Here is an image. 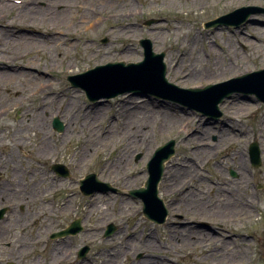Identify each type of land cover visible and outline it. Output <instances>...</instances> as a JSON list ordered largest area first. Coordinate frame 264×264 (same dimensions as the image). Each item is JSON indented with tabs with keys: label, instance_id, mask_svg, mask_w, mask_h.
Returning <instances> with one entry per match:
<instances>
[{
	"label": "rangeland",
	"instance_id": "1",
	"mask_svg": "<svg viewBox=\"0 0 264 264\" xmlns=\"http://www.w3.org/2000/svg\"><path fill=\"white\" fill-rule=\"evenodd\" d=\"M47 1L54 0H40L39 4L43 5ZM71 1L59 0V3L68 4ZM179 1L184 3L186 0H176ZM237 10H241L238 12L241 15L242 12L250 13L246 23L240 21L235 26L221 23L216 28L204 26L211 20ZM75 14V19H72ZM2 15L0 28H4L1 26L4 19L12 21L15 27L8 30L11 38H17L5 40L0 34V68L8 72L7 67L11 64L15 68L31 62V68H41L44 76L53 79V90H61L68 95L78 93L80 98L77 104L89 105L92 101L87 98L85 89L73 83L74 78L80 79L87 70L101 64L113 61L127 64L144 60L141 41L146 39L151 41L156 53H165L167 79L179 87L202 88L264 69V63L259 62L260 56L264 54V42L258 41L253 34L255 27L264 28V0H210L207 5L200 7L189 2L178 7L172 6L171 0H141L138 1L136 14L129 18L103 19L94 35L71 38L63 47L50 49L47 48L48 40L32 46L24 44L18 36L27 32L39 38V35L53 32L56 26L62 29L64 25L66 28L71 27L78 23L81 16L79 12L68 10L66 19H51L39 14L38 17L26 18L25 24L18 19V10L8 9ZM126 21L130 22L129 28L136 31L135 35L115 37L110 34L112 29L122 28L121 25ZM240 32L247 40L241 39ZM194 37L198 41H194ZM71 41H74L73 46L70 45ZM215 42L231 47L233 56L238 57V62L244 65L243 68L238 66L243 72H230L216 77L185 76L187 68L195 72L211 69L210 63L214 61L215 55L209 51V45L216 48L223 64L224 53ZM126 46H131L133 54L128 60L124 59ZM50 55L55 56L56 65L46 69L44 65L48 64ZM103 55L108 57L100 61L94 59ZM224 63L226 67L227 61ZM68 66H74V71H67ZM133 74L135 72L130 75ZM5 77L0 73V109L7 103L13 106L8 112L0 114V209L8 207L0 218V264H89V260L101 264L106 260L101 254H107L111 248L118 252L112 264H138L143 258L148 260L151 257H156L160 261L158 264L163 261L169 264H202V259L206 260V264H231L229 261L232 256L228 254L236 256L237 253H243V262L239 264H264V210L256 209L250 219L231 222L225 214L222 217L216 215L220 211L214 207L217 196L215 189L221 179L227 177L237 183L246 176L249 178L248 187L241 189L240 193L243 196L251 195L256 203L264 205V101L251 90L253 82L246 83L245 80L220 89L235 88L219 105L222 114L213 119L190 108L188 98L192 102L199 100L194 94L181 92L186 98L182 104L169 98L127 92L99 99L108 100L106 104L115 103L114 108L100 113L96 122L92 123L86 119V113L75 109H61L57 115L49 116L50 99L44 102V95L39 94L23 102L24 95L20 93L28 91L20 90L16 78L12 79L13 82L10 79L8 85L4 84ZM81 80L88 81L87 77ZM168 92L178 91L170 89ZM10 94L19 96L20 102L25 103V109L33 106V111H30L33 122L30 125L37 124L36 113L41 112L39 108L42 103L47 104L48 120L45 126L40 128L37 124L39 128L31 126L33 129L21 133L20 122L28 124L29 116L20 105L14 106L16 99L11 98ZM239 100H244L247 105L244 110L229 105ZM68 101V96L62 100L63 104ZM135 109L141 112V118L128 126L129 133L124 135V123L129 116H135L132 112ZM146 111L148 114L143 119ZM183 112L193 113L198 119L202 117L203 121L207 118L212 121L206 125L214 128L205 137L211 145L207 151L199 146L198 138L191 140L187 136L190 129H186L185 124L179 125ZM56 117L63 123L61 130L53 126ZM89 117L92 119L93 114ZM229 125L235 127L233 130L228 129L230 140L216 144V128L220 130ZM109 129L113 130L111 139L107 137ZM141 131L145 132L144 137H140ZM45 134L51 137L50 144L39 153ZM171 139L175 140L176 152L166 162L165 171L175 158L187 160L185 166L188 168L182 169V180L186 182L192 179L191 175L195 176L189 182L196 188L203 187V194L210 199L206 207L209 210L192 209L188 206L191 202L176 192V188L167 189L171 183L168 185L165 179L174 171V168L169 167L168 174L164 173L159 184V195L165 202L169 217L165 223L157 224L144 216L143 201L132 197L129 191L144 186L149 177L146 167L148 161L159 145ZM128 142L132 143L128 148L130 163L118 168L115 161L122 157ZM253 142H257L260 148V166L251 163L249 146ZM84 148L89 151L86 159L82 160ZM225 152L235 153V156H229L226 160L228 166L221 164ZM237 157H242V162L245 161L248 167L244 176L237 170ZM55 163L66 165L69 176H59L52 170ZM185 171L192 172L186 177ZM90 173H96L100 181L111 183L121 191L84 195L80 191V180ZM77 218L82 221V231L74 235L52 237L53 232L65 229ZM110 223H114L116 229L106 237ZM22 226L27 227L25 229ZM200 231L215 234L216 237L209 243L195 244L200 235L205 237L199 234ZM60 244L66 245L71 253H68L69 258L63 260L60 256H53ZM85 246H88V251L80 258L79 251ZM223 246L228 247L214 256L210 254V251L214 253Z\"/></svg>",
	"mask_w": 264,
	"mask_h": 264
},
{
	"label": "bare ground",
	"instance_id": "2",
	"mask_svg": "<svg viewBox=\"0 0 264 264\" xmlns=\"http://www.w3.org/2000/svg\"><path fill=\"white\" fill-rule=\"evenodd\" d=\"M39 1L40 0H0V16L8 9L9 11H12L14 9L18 10L17 17L19 20L21 19V21H24L26 18H29V17H38L40 16L39 14L45 17H51V19H54L56 17L66 19L68 15V10H75L76 12H79L81 16H79L78 23L73 25L74 27L71 26V27L66 28V26L64 25L62 29L56 26L53 28L54 30L53 32L47 35H39V38H37V36L30 35L27 32L24 34H20L18 36L19 38H21V41L24 42V44L26 45L32 44V46L37 44V42L38 44H40L48 40L47 42L48 49L55 48V47H61V46L63 47L66 41H68L71 38L75 39L81 35H85L87 37L94 35V33H96V29L98 25L102 22L103 19H110L113 17L122 18V19L124 17L129 18L130 16L136 14L138 10V1L141 2V0H136V1L135 0L134 1L133 0H73L71 1L72 3L61 4L59 3V0H54L50 2L48 1L43 2V5H40ZM208 1L210 0H186L184 3H182L181 1L176 2V0H171V5L179 7V6H182L183 4H188L189 2L190 5H198L200 7V6L207 5ZM76 15L77 14L73 15L72 19H75ZM23 24H25V21ZM129 25H130V22L126 21L125 23L121 25L122 28L112 29V31H110V34L115 37H128L133 34L135 35L136 31H134L133 29H130ZM1 26L4 28H0V34L3 35L5 40H9V39L16 40L17 37L12 36L11 38L10 32L8 30V28L10 29V27L11 28L15 27L12 21L4 19V22L2 23ZM19 26L21 25L19 24ZM253 34H254V37L258 39V41L264 42V28L255 27ZM240 35H242L241 39L247 40V38L243 36L242 32H240ZM194 41H198V38L194 37ZM215 44L217 43L215 42ZM70 45L73 46L74 41H71ZM194 45L195 43L192 44L191 46L193 47ZM217 45L219 49L221 50V52L224 53V57L222 56V61L223 60L224 62L227 61L228 64H226V67H225L224 62L223 64H221L219 53L217 52L216 48L209 45V51L215 55L214 61L210 63L211 69H206L204 72L202 71L195 72L193 70L189 71V68H187L185 71V76L193 77V78L195 77H199V78L200 77H216V76H219L225 73L229 74L230 72L232 73L243 72L242 71L243 69H239L238 66H240V68H243L244 65L238 62V57L233 56V54L231 53V47L224 45V44H217ZM224 47H226L227 50H225ZM124 50L126 51L124 55V59L126 60L131 59L133 57L131 46H126ZM59 56L61 60L62 55L60 54ZM107 57H108L107 55H103L100 58L97 57L94 59L100 61V60L106 59ZM259 62L264 63V54L260 56ZM30 64L31 62H29L28 65H25L22 67H15V68H12L13 64H11L9 65V67H7L9 73L4 71V69L2 68H0V73L2 74V76H7L4 78V80H6L5 81L6 83L4 84L8 85L10 83V79H11V82H13L14 80L12 79L16 78L18 79L20 83V90L22 89L24 92L28 91L27 93H25L27 95H25L24 93H20V95L22 96L24 95L23 102H26L25 99H28L30 96H38L39 94L44 95V98H43L44 102L47 99H50V101L48 102L50 103V107H51V112L48 113L49 116L51 115L53 117L57 115L58 111L61 109H63L64 111L65 109L66 111L67 110L69 111L70 109L71 110L75 109L77 112L83 111L84 113H86L87 114L86 119H88L92 123H95L96 117H99L100 113L108 112L109 109L114 108L115 103H111V102H108V104L105 103L108 100H98L96 102H92L89 105L88 104L87 105L77 104L80 98L78 93H75L74 95H68V94L63 93L61 90H57V89L53 90L55 88L54 83L52 81L53 79L52 78L48 79V77L44 76V74H42L43 69L38 68V67L37 69L31 68L33 66H31L32 64L31 65ZM176 64L178 65L179 61L176 62ZM55 65H56V58L54 55H50V60L48 61V64L46 63L44 65V68L46 69L53 68ZM28 69L33 72H28L27 71ZM67 71H69L70 73L73 72L74 66H68ZM91 74H95V72ZM0 85H1V82H0ZM138 94H142V96H146V97L154 96V95L147 94L146 92H142ZM11 96H12L11 98L16 99L14 101L16 102L14 106L20 105V107H22V110H25L26 113H28L27 116H29L28 118L29 121H27L28 124L20 122L21 124L20 132L21 133H24L25 131L29 129H33L31 126H34L36 128H39V127L43 128L45 126L48 120V118L46 117L47 116L46 114L48 111L47 104L42 103V106L39 108L41 112L36 113L35 118H37L36 120H37V124L39 125L38 127L37 124L30 125V123L33 122V115L30 112V111H33L34 109L33 106H30L27 109H25V103L20 102L19 96H16L15 94ZM66 96H68L69 101L67 102V104H63L62 100ZM243 101L239 100L237 103L232 102L229 105L230 106L232 105L233 106L232 108H240V110H244L247 105ZM8 104L9 103L6 104L7 106H4L3 108L0 109V114L8 112L11 109L10 107L13 105L9 106ZM97 104H99V106ZM136 111H137L136 109L133 110L132 112L135 114V116H129L127 118L126 123H124V126H126L124 129L125 131H123L124 135H127L129 133L128 126L132 125L136 119L141 118L139 116L141 112L137 111L136 113ZM91 114H93L92 119H90L89 117V115ZM146 114H148L147 111L143 113V117H142L143 119H146L145 118ZM164 116L165 118L166 117L168 118L167 115L164 114ZM179 122H180L179 125L185 124V128L190 129L187 131V136L190 137L191 140H194L197 138L199 139V146H201L204 149V151H207L211 147L209 141L207 139L205 140V137L214 130L212 126L211 127L206 126V125L211 124L212 121H210L208 118L205 121H203L202 117H199L198 119L193 113L183 112V115L181 116V119L179 120ZM232 126L233 125H229L228 127H225V128L222 127L220 130L216 128L218 132V139H217L216 144H220L224 141L227 142L230 140L228 132L229 130L235 129V127H232ZM112 134H113V130L109 129L107 132L108 139L112 138ZM144 136H145V132L141 131L140 137H144ZM49 137L50 136H47V134H45V138H42L41 146H40L41 149L39 153H42L43 151H45L46 148L49 146L50 140H51V137L50 138ZM128 140H130V137H128ZM131 144L129 142L128 144H125L124 149H123L124 154L122 155L121 158L115 161L116 164H118L117 165L118 168L121 166H126L127 163L128 164L130 163L131 153L129 152L128 148L131 146ZM229 146L230 145H228V147ZM85 150L86 149L84 148L83 152L85 153L82 157V160L86 159L87 153L89 151V150L87 151ZM199 151L200 149H198V152ZM229 156H235V153L225 152L224 155L221 157V160H222L221 164L223 163L224 165L228 166V163L226 162V160L228 159ZM46 158L48 159L49 156ZM191 158H194V157H191ZM187 159H190V158H187ZM187 163H188L187 160H178L177 158H175L172 165L170 163V166L166 168V171H165L166 174H168L169 172L168 171L169 167L170 169L174 168V171H172V174L170 176L166 177L165 182H167L168 185L171 183L167 188L168 190H170L169 187L176 188V192H178L179 194H183L185 196V200H189L191 202L190 204L193 205V206L191 205H188V206H190L192 209L199 211V209L202 210L201 208H206L208 206L210 199L206 198L205 195L203 194L204 193L203 187H201L200 189L196 188L192 186V183L189 182L191 180H194L195 176L191 175L192 179H189V181H186V182L182 180V177H183L182 169L188 168L185 166ZM237 165H238L237 170H239V172L242 173V176H244L248 170V167L245 164V161L242 162V157H237ZM193 166H195L194 161H193ZM190 172L192 171H185L186 177L190 174ZM262 180H264L263 176H262ZM248 184H249V178L247 176L242 178L241 182H237V183L235 181L229 180L227 177L224 179H221L217 183V187L215 189V193L217 194V196L214 199V207L220 211L219 213H216V215H219L222 217L225 214L224 215L225 217H227L231 222H234L236 220H243V219L247 220V219L252 218L254 211L256 209L264 210V205L256 203L251 195L243 196L240 193V190L243 188L246 189L248 187ZM0 194H2V191H0ZM23 227L24 226H22L21 228ZM199 234H203L205 236V237H201L200 235V238H198V240L195 241V244L199 243V245L202 242L209 243L214 237H216L215 234L209 235L206 232L204 234L203 231L202 232L200 231ZM175 235L176 234H173V236ZM208 236H212V237H208ZM227 247L228 246L226 247L223 246L218 251L215 250L214 253H212L213 251H210V254L214 256L215 254H218L219 252H221L223 249H226ZM112 250H114V248H111L108 251V253L105 255L101 254V256H104L106 258L104 263H101V264H112L111 261H113L116 254H118L116 250H114V252L112 253L111 252ZM68 253L71 255L66 245L60 244L57 250L53 253V256L54 257L60 256L64 260V259L69 258ZM242 254L243 253H237L236 256L233 254H228L230 257L232 256L229 263L231 264L242 263L243 262ZM165 259H162V260H165ZM202 261L204 262L202 264H206L205 259H202ZM140 262L142 264L160 263V261H158L156 257L148 258V260L147 258H143ZM140 262H138V264H140ZM83 264H88V263L84 262ZM89 264H98V263H92L89 260ZM162 264H169V263H166L165 261H163ZM212 264H215V263H212Z\"/></svg>",
	"mask_w": 264,
	"mask_h": 264
},
{
	"label": "water",
	"instance_id": "3",
	"mask_svg": "<svg viewBox=\"0 0 264 264\" xmlns=\"http://www.w3.org/2000/svg\"><path fill=\"white\" fill-rule=\"evenodd\" d=\"M254 8V7H252ZM244 9V8H243ZM242 10V9H241ZM232 14V13H231ZM229 15H225L217 20L206 23V27L218 26L221 23L232 24L233 21L230 20ZM250 15L249 12L243 15V20H247ZM238 24V22H234ZM141 44L145 48V60L139 63H130L126 67L124 62H110L104 66H98L93 70L87 71L81 78L87 77L88 81H82L80 79L73 80V83L83 87L86 90L89 99L95 101L100 98H110L114 97L120 93H125L128 91H133L134 93L146 92L149 94H155L157 96H165L173 100H183L178 98L174 93H169L170 89H175L178 92L188 93V94H199V100L192 102L191 106L199 111L207 114L210 118L219 117L222 113L219 109V103L223 102L225 97L230 96L232 90H225L220 95H211L216 88L224 86L226 83L221 84H210L204 88H181L171 82L166 78V64L164 62L165 53H155L152 48L151 41L146 39L141 41ZM130 72H135L133 75H128L121 70ZM98 71V72H97ZM97 72L95 74H91ZM105 72V74H104ZM264 74V70L253 73ZM80 76V75H78ZM247 75L241 77L245 78ZM96 77V78H95ZM95 78V79H94ZM118 78L119 81H114ZM129 78V80H126ZM240 78L233 79L231 82L238 81ZM115 82V83H114ZM256 87L253 91L264 100V79L259 83H255ZM182 102V101H181ZM55 125L58 130H61L63 124L57 119ZM175 153V141L170 140L164 145L160 146L156 151L153 158L148 163L149 178L146 181V186L140 189H134L130 191V194L134 197H140L144 201L143 212L151 220L157 223H163L166 221L167 215L169 214L163 199L159 196V183L162 179L165 169V162ZM250 154L252 163L255 166L261 165L260 149L257 143H254L250 147ZM55 169L60 172V174L68 175L67 168L62 165H55ZM81 189L85 194H93L97 192H108L119 191L117 188L113 187L110 183H105L97 178L95 173L87 175L82 181ZM3 211H0V216ZM82 229L80 219H77L72 223L70 227L59 233L56 236L68 235L70 233H78ZM116 227L111 224L108 227L106 236H110ZM88 248H84L80 252V257H84Z\"/></svg>",
	"mask_w": 264,
	"mask_h": 264
}]
</instances>
